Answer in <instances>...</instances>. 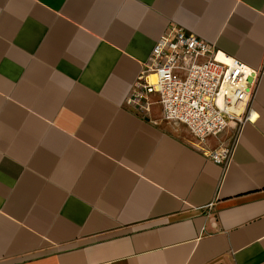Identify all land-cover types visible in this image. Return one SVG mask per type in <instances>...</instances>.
I'll return each instance as SVG.
<instances>
[{
  "label": "crops",
  "instance_id": "crops-1",
  "mask_svg": "<svg viewBox=\"0 0 264 264\" xmlns=\"http://www.w3.org/2000/svg\"><path fill=\"white\" fill-rule=\"evenodd\" d=\"M171 22L263 71L227 167L126 105ZM0 264H264V0H0Z\"/></svg>",
  "mask_w": 264,
  "mask_h": 264
},
{
  "label": "built area",
  "instance_id": "built-area-1",
  "mask_svg": "<svg viewBox=\"0 0 264 264\" xmlns=\"http://www.w3.org/2000/svg\"><path fill=\"white\" fill-rule=\"evenodd\" d=\"M263 74L175 22L155 43L138 75L126 105L141 115L151 111L158 95L163 119L185 125L193 144L206 157L227 167L242 127L254 116L253 102ZM234 124L229 142L208 145Z\"/></svg>",
  "mask_w": 264,
  "mask_h": 264
}]
</instances>
